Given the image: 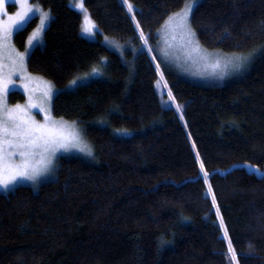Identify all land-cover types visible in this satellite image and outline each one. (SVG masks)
<instances>
[{
    "label": "trees",
    "instance_id": "trees-1",
    "mask_svg": "<svg viewBox=\"0 0 264 264\" xmlns=\"http://www.w3.org/2000/svg\"><path fill=\"white\" fill-rule=\"evenodd\" d=\"M186 1L129 0L130 12L123 0H83L98 30L88 40L69 0H31L50 20L28 70L60 90L96 69L51 104L94 155L59 156L50 179L0 192V264H230L221 221L237 264H264V54L219 85L158 72L157 30ZM190 24L206 50L247 54L264 46V0H201ZM35 25L15 33L17 49Z\"/></svg>",
    "mask_w": 264,
    "mask_h": 264
},
{
    "label": "snow or ice",
    "instance_id": "snow-or-ice-1",
    "mask_svg": "<svg viewBox=\"0 0 264 264\" xmlns=\"http://www.w3.org/2000/svg\"><path fill=\"white\" fill-rule=\"evenodd\" d=\"M19 7L16 12L9 14L5 10V0H0V49L11 39L12 33L16 26L24 22L29 14L34 11L30 6L29 0H16ZM128 10L133 11L129 0H123ZM196 3V0H187L184 8L179 13H173L166 22L171 27H179L186 37L188 45L191 46L193 52L199 51V45L195 41V32L189 26V13ZM75 7L83 9L82 0H75ZM39 9H36L38 11ZM86 11V10H85ZM48 18L46 13H41V24ZM87 19V17H85ZM135 21V16H133ZM139 29L140 25L137 23ZM84 31L91 34L92 27H86ZM38 33L34 31L28 38V44H31ZM140 39L146 40L143 32H140ZM257 52L264 54V46L249 50L247 54H233L227 58L217 57L213 62L209 63L206 58L205 65L210 67L214 72L219 71L223 75L225 69L231 68L240 71L245 68L254 58ZM25 53H16L11 61V68L5 73V65L3 57L0 55V100L8 91L9 85L13 84L12 75L17 70V62L22 67ZM159 72V66H157ZM96 72V69H93ZM27 92V84L23 85ZM169 100L174 103L172 93H168ZM36 106L33 99L29 96L25 105H13L5 113L4 107L0 106V188H7L18 178L35 181L36 177L47 170L53 164V155L58 148L67 150L70 147L78 148L81 152H85L88 156L93 155V150L83 143L79 134L73 131L71 136L65 135L62 131L64 122L55 121L50 114L41 107L44 113V122H37L26 114V110ZM177 111L180 106L176 105ZM183 119V116H181ZM117 132L126 131L124 129H116ZM195 148V145H193ZM197 162L200 164V171L204 174L205 183L207 184L208 173L204 171V165L200 162L197 155ZM255 168V166H252ZM208 194H212L211 187H208ZM212 207L216 208V201L213 197ZM217 217L219 218V210L217 209ZM221 231L224 232V239L227 242V254L230 257V264H237L238 254L233 249L232 243L229 241L228 234L224 230L223 221L220 223ZM162 243H168L163 241Z\"/></svg>",
    "mask_w": 264,
    "mask_h": 264
},
{
    "label": "rangeland",
    "instance_id": "rangeland-1",
    "mask_svg": "<svg viewBox=\"0 0 264 264\" xmlns=\"http://www.w3.org/2000/svg\"><path fill=\"white\" fill-rule=\"evenodd\" d=\"M69 1H70L69 4L70 7L74 9L76 12H78L81 17L80 35L88 40H94L96 38V34L98 30L95 24L93 23V21L90 19L88 12L85 11L84 7L83 9L76 8L75 0H69ZM200 1L201 0H196L194 7ZM29 4L34 9V11L29 14V16L24 22H22L19 26H16L14 28L10 41L4 45L3 49H0V55H2L3 62L5 65V73H7V71L11 68L12 66L11 61L15 57L16 53H25L22 67L20 63L17 62L16 65L17 70L12 75V80L14 83L9 85L8 91L4 94L3 99L0 100V106L4 107V111L6 113L7 110L11 108L13 105H17V104L25 105L29 96H31L33 99V103L36 106L30 107L26 110V114L28 116H30L37 122H41V123L44 122V113L41 112V107H43L50 114L53 120L58 122L60 121L64 122L62 131L64 132L65 135L71 136L73 131L75 130V132L79 134V137L81 138L83 143L92 149L91 145L83 137L82 131L76 123L53 117L51 111V104L54 96L59 91L72 90L77 85L86 83L87 81H89L94 77H97L98 75H95L93 71L88 74L79 75L74 80L66 84L62 89L59 90L49 80H46L40 77L38 74L32 73L28 70L26 65L27 58L36 47L42 45L43 33L50 20L49 13L45 11L42 7L38 6L35 3H32L31 0H29ZM185 4L183 5L182 8H184ZM9 6L14 7L12 11H8ZM18 7L19 4L16 2V0H5V10L9 14L16 12ZM194 7L192 8V10L194 9ZM36 9L39 10L36 11ZM180 10H178L175 13H179ZM192 10L189 13L190 27H191L190 15ZM41 13H46L48 16V18L44 21L43 25L41 24ZM170 16H168L165 19V21L157 30L156 35L158 40L154 48L152 49L153 57L160 68L171 69L189 81L204 85H219L231 78L243 74L246 71L250 63L240 71H235L231 68L225 69L223 75H220L219 71L214 72L210 67H207L205 65L204 58H206L207 61L211 63L217 57H221L223 59L230 57L233 54H243V53H225L218 50H206L199 44L196 36H195V41L199 45V51L193 52L191 50V46L188 45L186 37H184L182 30L179 27H171L166 23ZM85 17H87V19ZM33 18H36V25L33 31H31V33L29 34V36L32 35L34 31H36L38 35L31 44H28V38H29L28 36L24 49L19 50L14 45L13 37L17 31L22 29ZM90 26L92 27L91 34L84 31L86 27H90ZM102 42L109 49H111V51L121 54L122 45L118 41L114 39H109L107 37H103ZM25 84H27V88H28L27 92L25 91V87L23 86ZM12 92H17L22 94L24 97L23 100L10 104L8 102V95ZM69 155H75L90 159L91 157H93L94 151L92 156H88L85 152H81L78 148L75 147H70L67 150L63 148H58L53 155V164L50 165L47 170H45L40 175H38L35 181L18 178L7 188H0V192H6L18 185H29L32 187L37 186L39 183L48 180L52 177L55 163L59 156H69Z\"/></svg>",
    "mask_w": 264,
    "mask_h": 264
}]
</instances>
